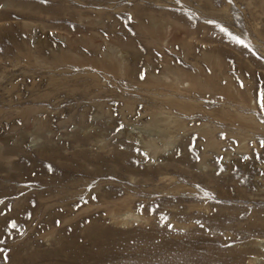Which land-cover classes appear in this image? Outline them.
<instances>
[{"label":"rangeland","instance_id":"rangeland-1","mask_svg":"<svg viewBox=\"0 0 264 264\" xmlns=\"http://www.w3.org/2000/svg\"><path fill=\"white\" fill-rule=\"evenodd\" d=\"M262 93L264 0H0V264H264Z\"/></svg>","mask_w":264,"mask_h":264},{"label":"snow or ice","instance_id":"snow-or-ice-1","mask_svg":"<svg viewBox=\"0 0 264 264\" xmlns=\"http://www.w3.org/2000/svg\"><path fill=\"white\" fill-rule=\"evenodd\" d=\"M237 42L242 43V41H237ZM261 103H262V106H264V93L261 94ZM12 227H15V224H13Z\"/></svg>","mask_w":264,"mask_h":264}]
</instances>
